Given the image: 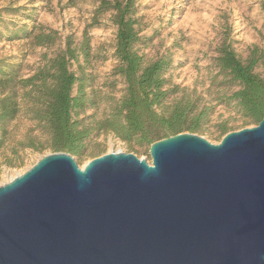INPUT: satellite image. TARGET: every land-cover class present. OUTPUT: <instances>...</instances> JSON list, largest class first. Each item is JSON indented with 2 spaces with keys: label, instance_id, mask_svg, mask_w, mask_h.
Returning <instances> with one entry per match:
<instances>
[{
  "label": "water",
  "instance_id": "obj_1",
  "mask_svg": "<svg viewBox=\"0 0 264 264\" xmlns=\"http://www.w3.org/2000/svg\"><path fill=\"white\" fill-rule=\"evenodd\" d=\"M148 152H49L0 184V264H264V117Z\"/></svg>",
  "mask_w": 264,
  "mask_h": 264
},
{
  "label": "rangeland",
  "instance_id": "obj_2",
  "mask_svg": "<svg viewBox=\"0 0 264 264\" xmlns=\"http://www.w3.org/2000/svg\"><path fill=\"white\" fill-rule=\"evenodd\" d=\"M101 0H0V59L8 61L17 78L48 67L60 54L68 39L79 47L84 32L89 38V57L79 54L70 69L82 78L84 105L77 110L81 126L92 128L83 155L76 158L83 166L110 151L132 152L150 160L148 145L130 146L113 133L96 128V121L110 116L115 103L124 95L126 83L117 72L116 26L112 11L97 16L90 25ZM264 0H136L140 36L136 45L145 63L158 57L169 60L164 76L170 93L166 104L179 98L194 100L197 106L211 107L202 121L200 135L212 143L221 139L219 127L228 131L255 125L227 97L238 84L219 73L217 56L228 44L241 60L253 50L260 59L254 70L264 77ZM41 29L51 32L55 41L36 45L31 34ZM77 87L74 88V93ZM21 93V89H19ZM0 184L30 168L46 153L49 136L23 110L0 125Z\"/></svg>",
  "mask_w": 264,
  "mask_h": 264
},
{
  "label": "trees",
  "instance_id": "obj_3",
  "mask_svg": "<svg viewBox=\"0 0 264 264\" xmlns=\"http://www.w3.org/2000/svg\"><path fill=\"white\" fill-rule=\"evenodd\" d=\"M262 5L264 7V2ZM109 10L116 26L114 52L119 61L116 70L124 78L126 91L113 106L110 116L96 121V128L113 133L130 146L132 142L150 146L156 140L184 131L201 134L202 121L211 107L197 106L194 100L183 97L166 104L170 90L166 87L164 73L169 60L158 57L145 63L139 53L136 0H101L90 25L97 24V16ZM31 36L36 45L55 41L51 32L41 29ZM218 51V72L238 84L227 98L235 100L243 116L257 124L264 117V77L254 70L259 53L253 50L243 61L228 44H222ZM79 54L84 59L89 57L86 32L78 48L68 39L65 49L48 67L24 78H17L12 65L0 59V125L23 110L43 127L49 136L47 147L51 152L65 151L80 158L92 128L81 126L76 116L77 110L84 105L85 95L82 78L70 69V65L78 61ZM219 130L222 138L228 126L223 123ZM2 144L0 136V147Z\"/></svg>",
  "mask_w": 264,
  "mask_h": 264
},
{
  "label": "bare ground",
  "instance_id": "obj_4",
  "mask_svg": "<svg viewBox=\"0 0 264 264\" xmlns=\"http://www.w3.org/2000/svg\"><path fill=\"white\" fill-rule=\"evenodd\" d=\"M12 179V178H11Z\"/></svg>",
  "mask_w": 264,
  "mask_h": 264
}]
</instances>
